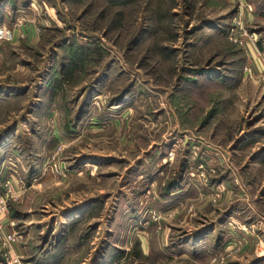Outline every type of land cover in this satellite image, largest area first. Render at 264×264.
Masks as SVG:
<instances>
[{"label":"rangeland","instance_id":"rangeland-1","mask_svg":"<svg viewBox=\"0 0 264 264\" xmlns=\"http://www.w3.org/2000/svg\"><path fill=\"white\" fill-rule=\"evenodd\" d=\"M0 18V264H264V0Z\"/></svg>","mask_w":264,"mask_h":264},{"label":"built area","instance_id":"built-area-1","mask_svg":"<svg viewBox=\"0 0 264 264\" xmlns=\"http://www.w3.org/2000/svg\"><path fill=\"white\" fill-rule=\"evenodd\" d=\"M13 31L11 28L5 26V25H1L0 26V40H10L13 36ZM6 207V203L5 200H3L2 198H0V214L3 213V211L5 210ZM3 223L2 220H0V239L8 242V243H12L13 242V236L11 235H1V231H2V227ZM15 264H19V261L14 260Z\"/></svg>","mask_w":264,"mask_h":264},{"label":"crops","instance_id":"crops-1","mask_svg":"<svg viewBox=\"0 0 264 264\" xmlns=\"http://www.w3.org/2000/svg\"><path fill=\"white\" fill-rule=\"evenodd\" d=\"M1 20H2V19L0 18V22H1ZM257 64H258V62H257Z\"/></svg>","mask_w":264,"mask_h":264}]
</instances>
